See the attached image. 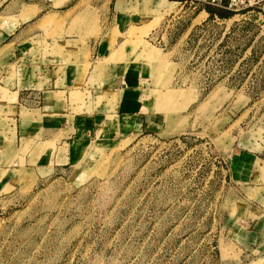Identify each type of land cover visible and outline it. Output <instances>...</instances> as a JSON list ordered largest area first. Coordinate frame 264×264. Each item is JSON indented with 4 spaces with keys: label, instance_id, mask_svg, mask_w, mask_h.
Wrapping results in <instances>:
<instances>
[{
    "label": "rangeland",
    "instance_id": "rangeland-1",
    "mask_svg": "<svg viewBox=\"0 0 264 264\" xmlns=\"http://www.w3.org/2000/svg\"><path fill=\"white\" fill-rule=\"evenodd\" d=\"M107 5L0 0V23L24 12L39 34L28 53L36 64L59 55L66 35L100 40ZM185 9L168 31L173 13L147 25V12L123 34L115 28L125 52L101 63L102 89L140 72L130 81L147 87L158 134L93 133L83 161L65 171L0 174V264H264L263 188H253L251 212L227 176L238 142L264 157V4L245 16L206 3Z\"/></svg>",
    "mask_w": 264,
    "mask_h": 264
},
{
    "label": "crops",
    "instance_id": "crops-1",
    "mask_svg": "<svg viewBox=\"0 0 264 264\" xmlns=\"http://www.w3.org/2000/svg\"><path fill=\"white\" fill-rule=\"evenodd\" d=\"M98 1L108 2L101 39L66 35L60 39L64 48L60 49L59 55L43 54L40 65L37 60L34 64L33 58L28 55L34 47L33 38L39 34L31 25H26L24 12H9L10 20L0 23L2 176L7 173L12 176L16 170L22 169L35 172L49 169L52 173L65 171L83 161L86 147L96 141L93 133H107L118 138L158 134L162 123L158 121L156 112H149L151 102L148 95L145 96L147 87H135L130 81V75H133L140 82V72L137 74L135 69L129 70L127 81H124L125 76L114 80L120 84L118 88L102 89L101 80H107V70L101 63L116 50L125 52V42L114 35L115 28L123 34L136 21H142L147 12L154 15L147 25H153L158 18L164 20L173 13L170 19L163 21L162 27L165 25L164 30L168 31L173 26L170 23L186 12V5L183 0ZM244 11L236 15L245 16L252 12ZM194 20L191 19L189 27ZM163 37L164 34L161 39ZM55 40L59 39L47 42L52 44ZM88 52L91 67L83 60ZM71 53L73 55L69 58ZM3 89L9 90L6 98L3 97ZM78 92L82 94L79 98V95L75 96ZM114 94L116 104L113 103ZM7 115L11 118L8 119ZM59 134H62L60 139L57 137ZM244 142H238L228 155L227 176L231 188L241 194L237 202H245V206L253 212V188H263L260 199H264V157L254 153L253 146L243 145ZM250 144L253 145V142Z\"/></svg>",
    "mask_w": 264,
    "mask_h": 264
},
{
    "label": "built area",
    "instance_id": "built-area-1",
    "mask_svg": "<svg viewBox=\"0 0 264 264\" xmlns=\"http://www.w3.org/2000/svg\"><path fill=\"white\" fill-rule=\"evenodd\" d=\"M183 3L184 5L189 4V6H193L194 8L200 4L206 3L239 12L259 8L264 4V0H183Z\"/></svg>",
    "mask_w": 264,
    "mask_h": 264
},
{
    "label": "trees",
    "instance_id": "trees-1",
    "mask_svg": "<svg viewBox=\"0 0 264 264\" xmlns=\"http://www.w3.org/2000/svg\"><path fill=\"white\" fill-rule=\"evenodd\" d=\"M208 12L210 13V16L212 17V16H216L217 14L219 15V17H221V18H224V19H226V18H230V17H232L233 15H234V13L233 12H225L224 14L223 13H215L213 10H211V9H208Z\"/></svg>",
    "mask_w": 264,
    "mask_h": 264
},
{
    "label": "bare ground",
    "instance_id": "bare-ground-1",
    "mask_svg": "<svg viewBox=\"0 0 264 264\" xmlns=\"http://www.w3.org/2000/svg\"><path fill=\"white\" fill-rule=\"evenodd\" d=\"M201 14H207V13L203 11ZM199 16H200V15H199ZM149 53H150V52H149Z\"/></svg>",
    "mask_w": 264,
    "mask_h": 264
}]
</instances>
